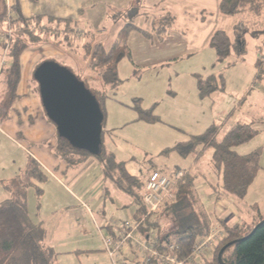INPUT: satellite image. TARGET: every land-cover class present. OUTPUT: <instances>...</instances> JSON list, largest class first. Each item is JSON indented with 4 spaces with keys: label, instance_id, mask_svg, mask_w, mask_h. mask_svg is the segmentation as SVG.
<instances>
[{
    "label": "trees",
    "instance_id": "obj_1",
    "mask_svg": "<svg viewBox=\"0 0 264 264\" xmlns=\"http://www.w3.org/2000/svg\"><path fill=\"white\" fill-rule=\"evenodd\" d=\"M138 3L133 2L121 12L126 19L115 39L109 47H106L101 40L95 41L92 34V38L87 40L88 30L83 32L84 43H78L75 31L81 30L78 27L79 20L53 19L44 16L24 17L19 14L9 16L4 1L0 0V124L8 119L12 104L17 98L21 54L29 46L41 43H50L58 49L64 46L71 47L76 43V46L79 45L83 49L85 56L89 57L88 67L98 73L95 77L97 84H93L92 87H89L88 82L84 81V84L95 95L100 105L104 126L103 104L122 82L117 68L123 58L129 57L127 48L129 32L138 30L147 36L151 35L147 31L148 28H141L134 21L139 14ZM263 10L264 0H220L219 3V11L229 16L244 11L259 15ZM150 19L149 28L162 40L171 28L174 18L166 13ZM8 29L11 30L10 35L7 34ZM209 45L215 53L216 62H222L230 55L235 43L231 42L224 31L216 30L211 35ZM258 52L256 67L260 78L264 77V68H262L263 72L259 70L260 57L263 53L260 50ZM93 78L94 75L89 81L94 80ZM195 78L201 98H206L215 90L224 89L222 74L211 73L203 76L196 73ZM129 107L136 111L137 121L147 123L160 121L153 113V107H142L140 98H134ZM216 131L217 127L214 124L210 125L201 134L190 135L186 141L167 147L160 154L164 156L177 154L186 158L194 153L198 161L205 153H210L208 165L215 175V181L221 178L218 184L213 183L215 198L233 197L242 200L261 168L262 149L259 147L241 155L236 152V148L253 139L259 133V129L256 127V122H237L219 139L215 136ZM57 139L56 151L67 163L75 162L76 156L85 158L92 156L98 160L107 180L126 194L136 206L135 223L142 220L138 228L147 237L151 236L150 231L156 235L157 250L163 252L169 244H174L175 254L186 257L191 253L196 238L208 233L210 228L208 214L199 199L194 183L196 173L191 168H176L167 174L164 168H157L156 164L151 163L147 166L146 172L133 173L127 169L125 161L117 160L115 155L104 147L103 132L101 149L94 156L71 147L67 141L58 136ZM153 171L167 175L181 171L182 176L174 184L173 199L163 202L160 211L147 214L142 195L147 177ZM45 177L40 166L29 159L25 169L12 180L11 187L5 186L10 196L0 201V264H57L54 250L45 242L44 223L33 222L28 212L27 189L34 185V182H42ZM40 192L41 190L37 189V193ZM159 216H166L169 219L170 230L165 234L161 232L162 224L157 219ZM219 226L223 230L224 238L214 245L212 251L204 255L203 260H198L199 264H264L263 218L251 226L245 223L231 226L222 223ZM229 242L233 243L223 250L219 262L217 255ZM150 264L161 263L156 258H152Z\"/></svg>",
    "mask_w": 264,
    "mask_h": 264
},
{
    "label": "rangeland",
    "instance_id": "obj_2",
    "mask_svg": "<svg viewBox=\"0 0 264 264\" xmlns=\"http://www.w3.org/2000/svg\"><path fill=\"white\" fill-rule=\"evenodd\" d=\"M132 1L135 4L139 2V9L141 8L140 2L142 0ZM211 1L189 0L188 4L202 6ZM91 2H94L95 5L88 11L85 9L84 14L81 13L80 21L82 24L80 23V26L84 29L81 28L76 40L79 41L78 43H84L83 32L88 30L87 40L90 39L92 34L95 41L101 40L107 47L115 36V34L112 35L115 30L113 21L109 19L121 16L122 19L119 18L118 21L122 26L126 18L120 12H116L115 9H119L121 2H125V0H91ZM99 9L101 10V15L96 12ZM106 11L107 15L105 17ZM247 13L237 14L238 23L234 27L232 34V38L236 40L234 42V50H232L231 56L222 62L216 63L213 60L212 63H207L203 67L204 64L199 66L198 59H182L162 67H137L140 73L134 76L132 73L133 67H131L129 61L127 59L121 61L118 76L122 82L114 93H110V98L106 99L103 104L105 113L103 144L104 147L110 148L118 160L127 162V169L130 172L144 173L147 170V166L151 163L156 164L157 168H164L167 174L176 168H191L193 170L192 164L196 161L194 153H191L186 158L179 157L177 154L164 156L160 153L167 147H173L179 142L186 141L190 135L201 134L211 123H214L217 127L215 136L219 139L225 130L237 122H256L259 133L247 143L237 147L236 152L243 155L260 147L263 152L264 162V77L255 81L252 77L254 74L253 54L256 45H259L260 51L263 53L260 57L261 63L259 67L261 69L259 70L263 72L262 68H264V10L259 15L248 11ZM99 15L102 18L101 21L95 22ZM137 18L146 20V22L149 21L150 24V19L144 12H139L136 16ZM137 21L138 19L135 20V23L140 26L141 23ZM145 28L148 27L145 25ZM239 43L242 44L239 45ZM210 51L213 52L212 48ZM206 53L203 52L200 55L204 57V60L207 58ZM45 60L54 61L68 68L81 81L88 82L89 87L98 83L95 80L98 73L88 67L90 63L89 57L85 56L83 49L79 45L76 46V43L71 47L64 46V48L60 47L59 49L50 43L29 46L21 56L23 68L28 71L27 79L23 82L26 83L27 88L32 83L35 85L36 95L39 100L38 86L33 77V72ZM219 70H222L221 72L224 74L226 84L224 95L219 94L215 90L212 92L211 97L203 98L204 100L196 99V87L194 88L195 97L191 91L193 89L192 85L196 83L194 74L199 73L206 76L210 72L216 73ZM93 75L94 80L89 81ZM176 77H178V80H175ZM173 89L175 94H172L173 91L171 90ZM134 98L141 99L143 108L153 107V113L159 117L160 121L155 123L137 121L136 111L129 107L133 103ZM50 124L52 125L51 122ZM2 129L5 130V128L3 126L0 128V201L5 191H7L4 186L11 187L12 180L18 175L19 166L17 163L27 159V150L30 151L28 155L31 156L34 154L35 149L38 148L28 143H22L26 150L24 147L22 149L17 147L18 144L15 141L13 143H5V139H3L5 133ZM109 129H113L112 134L105 131ZM104 132L106 133L104 134ZM88 158L95 159L92 156ZM95 163L99 164L97 159L92 160V164H89L91 170L96 166ZM84 174H93L87 183L93 188L97 187L99 182L102 181L100 172L91 173L89 167ZM261 178L264 179V173L260 174L259 180L251 189L246 202L245 200H237L242 208L245 207V203L249 206V204L252 205L253 202H257L256 208L252 207V210L249 207L247 208L249 211H246V216H250V213L255 215L259 211L264 214V181ZM66 182L69 185V182ZM33 186L27 189V201L31 219L35 221V219L47 218V216L50 218L56 213V220L59 217L56 210L66 202L64 200L65 197L61 194L60 197L62 198L59 197V193L56 191L57 187L50 178L46 181L37 182ZM71 186L74 187L75 184ZM37 189L41 190L39 194ZM10 190L12 191V189ZM63 193L65 192L63 191ZM88 206L94 213V206ZM111 209L112 206L107 203L102 210L104 215H101L102 211H100L97 213L99 214L98 217L104 216L106 221H111L112 215L118 213ZM82 211V213L78 212L77 215L72 217V226L61 235L62 246L54 243L53 247L55 250L68 246V243L78 244L81 248L87 245L99 246L98 233L85 210ZM94 215L96 217V213ZM77 222H80V225L76 227ZM130 224L133 225L134 222L132 221ZM69 230L72 231L67 232ZM137 233L139 231L132 233L131 243L133 248V238L144 240ZM103 249L108 256L109 254L104 246ZM83 258L84 254L82 253L81 259Z\"/></svg>",
    "mask_w": 264,
    "mask_h": 264
},
{
    "label": "crops",
    "instance_id": "obj_3",
    "mask_svg": "<svg viewBox=\"0 0 264 264\" xmlns=\"http://www.w3.org/2000/svg\"><path fill=\"white\" fill-rule=\"evenodd\" d=\"M6 6L7 14L9 16H15V14L22 15L24 17L32 16H44L51 17L53 19H74L79 20L81 13H85L88 9L93 7L94 2L91 0H3ZM189 0H142L140 2L141 8L139 12H144L150 19V17H158L163 14H170L173 18V24L168 32L165 34L164 38L160 40L157 35L149 28V24L146 20L138 19L137 22H140L141 25L138 26L144 29L145 25L148 27L147 31L150 33V36L138 31L131 30L127 37V48L129 50V57L127 59L133 67L132 73L134 76H137L140 71L137 67H162L172 63L177 62L178 60L187 59L194 60L198 59L199 66L203 65L205 67L207 63H212L213 60L216 61V56L214 51L211 52V47L209 41L211 35L216 30L224 31L227 36L230 38L231 42L234 43L236 40L232 38L234 32V27L238 23V17L224 15L219 11L220 0H212L210 3H205L202 6L196 4H188ZM133 4L132 0H125L121 2L119 9H115L116 12H122ZM178 6V8H177ZM114 10V9H113ZM101 10H97V13H100ZM248 14L247 11L241 12ZM96 18L95 22L101 21V17ZM107 11L105 12V17ZM104 17V15H103ZM110 18V17H109ZM122 19L121 16L112 17L109 19L113 21V26L116 29H120L121 23L118 19ZM134 18V21L137 20ZM151 21V19H150ZM82 24V22L80 21ZM79 28L84 29L81 26ZM9 30V29H8ZM112 33L117 34L118 30ZM8 34V31H7ZM10 35V34H9ZM115 36L113 40L115 39ZM111 39V42L113 41ZM111 42L107 47L110 46ZM242 43H239V45ZM52 45V44H51ZM213 50V49H212ZM234 50V46L231 49ZM260 50L259 45H256L254 48L253 56V67L254 74L253 79L259 80V72L256 67L258 63V51ZM206 53V60L204 57H201V53ZM230 55L227 57L229 58ZM22 56V54H21ZM20 56V66L21 74L20 79L17 85V98L14 100L12 107L10 109L9 117L4 122L0 124L5 128L2 129L5 133L3 139L5 143L14 141L17 142V147H24L22 143H28L32 146H37L38 148L34 151L33 155H28L30 152L27 150V159L17 163L18 175L23 169H25L29 159L34 160L45 173L46 177L43 181H46L48 178L52 179L55 186L57 187L56 191L62 196L65 197L66 202L62 207L59 206L56 212L59 215L55 220L56 213L53 214L50 218H38L32 220L35 223L43 222L46 229L45 242L49 247H51L56 255L57 264H147L144 261L146 256V251L138 252L135 248V242L140 241L144 243H150L156 241V236L151 232V236L147 237L139 228V233L144 240L134 239V248L131 243V239L126 241L121 247L116 249L114 255H106L103 249V238L108 236L112 241H116L120 234L126 228V224L130 222L135 223V211L136 206L132 204L131 199L118 190L110 181L107 180L105 174L103 173L102 166L97 163L96 166L91 170L90 165L92 160L88 157H79L76 156V161L73 163H67L65 159L59 155L56 151V146L58 143L57 133L55 126L50 124V121L47 120L46 115L41 106L40 100L36 95L35 85L32 83L31 86H26V83L23 82L27 79V70L23 68L21 63ZM122 59V60H123ZM121 60V61H122ZM224 61V60H223ZM121 63V62H120ZM120 63L118 65L117 71L119 73ZM217 63V62H216ZM215 65V63H214ZM135 66V67H134ZM137 69V70H136ZM222 70L215 72H210L206 74L208 76L211 73L222 74ZM196 74V73H195ZM194 74V76H195ZM199 74V73H198ZM196 79V78H195ZM178 80V77L175 78ZM196 82V81H195ZM253 83V81H252ZM196 85V86H195ZM225 80H224V89L217 90L219 94L224 95L225 91ZM251 85V84H250ZM193 89L192 94L195 97L194 88L197 89V82L192 85ZM172 94H175L174 89ZM171 95V94H170ZM196 99H201L196 93ZM218 95V96H222ZM212 93L207 96L211 97ZM206 97V98H207ZM211 123L210 125H213ZM209 125V126H210ZM208 126V127H209ZM207 127V128H208ZM104 131V126H103ZM109 134H112L113 129L105 130ZM226 131V130H225ZM104 132V134L106 133ZM224 134V133H223ZM240 146V145H239ZM238 146V147H239ZM106 148V147H105ZM107 151H110V148H106ZM113 153V152H112ZM249 153V152H247ZM263 153V152H262ZM31 154V153H30ZM246 154V153H244ZM210 153H205L204 156L195 161L192 164L193 170L196 173V178L194 180L195 188L197 190L199 199L203 205V208L208 214L210 226L213 223L226 225H234L237 223H245L249 226L254 225L256 221H259L264 217L262 212H258L255 215L250 213V216H246V211H249L247 208L255 207L257 202H253L252 205L245 203V207L242 208L239 206L237 199L233 197L215 198V192L213 191L214 182L218 184L221 181V178L216 179L215 175L212 173L210 166L208 165V158ZM116 157V156H115ZM117 159V157H116ZM118 160V159H117ZM124 161V160H120ZM126 162V161H125ZM86 164V165H85ZM261 168L257 172L256 177L249 186L246 196L240 200H247L249 193L253 186L258 182L260 174L264 172V162L263 156L261 154L260 159ZM89 167L90 172H100L102 181L99 182L98 186L93 188L91 185H88V180L93 174L85 175L84 172ZM127 167V162H126ZM186 169V168H185ZM262 172V173H261ZM16 173V175H17ZM16 177V176H15ZM14 177V178H15ZM218 178V177H216ZM261 180L264 181L263 178ZM69 182V185L67 182ZM37 182H34V185ZM6 184V183H5ZM75 184V186H71ZM33 186V185H32ZM34 187V186H33ZM5 189V186H4ZM65 193H63V191ZM66 194V195H64ZM10 196L8 191H5L2 200L7 199ZM62 198V197H60ZM1 200V201H2ZM28 200V195H27ZM28 203V201H27ZM108 204L112 206L111 210H115L118 213L113 214L111 221H106L104 216L98 217L100 211ZM92 205L95 208L93 210L88 206ZM70 208V209H68ZM85 210L87 216L91 223L93 224L94 229L98 233L100 239L99 246L93 247L90 245L84 246L89 248H81L80 245L75 243H68L66 247L59 248L58 250L54 249V243H58L62 246L63 240L61 235L69 227L72 226L73 221L72 217L77 215L78 212L82 213ZM29 212V205H28ZM30 213V212H29ZM84 214V213H83ZM101 215H104L103 211ZM30 216V214H29ZM31 218V217H30ZM158 221L162 224L161 232L163 234L167 233L170 230V225L168 218L165 216H159ZM259 219V220H256ZM256 220V221H255ZM80 225V222H77L76 227ZM69 230L67 232H70ZM57 234H59L57 236ZM69 238V237H68ZM67 238V242H68ZM66 242V244H67ZM65 243V242H64ZM97 243V242H96ZM102 244V245H101ZM105 248V247H104ZM84 254V258L81 259V254ZM113 258V260H112ZM201 258V257H200ZM198 260H203L205 257ZM86 263H85V262Z\"/></svg>",
    "mask_w": 264,
    "mask_h": 264
},
{
    "label": "water",
    "instance_id": "obj_4",
    "mask_svg": "<svg viewBox=\"0 0 264 264\" xmlns=\"http://www.w3.org/2000/svg\"><path fill=\"white\" fill-rule=\"evenodd\" d=\"M33 77L43 111L55 126L57 136L77 150L97 155L104 116L95 95L68 68L51 60L40 63ZM233 242L220 249L219 262L223 250Z\"/></svg>",
    "mask_w": 264,
    "mask_h": 264
},
{
    "label": "built area",
    "instance_id": "obj_5",
    "mask_svg": "<svg viewBox=\"0 0 264 264\" xmlns=\"http://www.w3.org/2000/svg\"><path fill=\"white\" fill-rule=\"evenodd\" d=\"M80 31L78 29L75 31L77 36ZM8 34H11L10 29L8 30ZM181 176V171H176L173 175L153 171L148 175L142 195L147 214L160 211V205L163 202L173 199L174 184ZM141 221L133 225L126 224V228L116 241H112L108 236L103 238L104 247L109 255H113L116 249L121 247L126 241L132 239V233L139 230L138 226ZM150 232L153 233V231ZM224 236L223 230L217 223L211 224L206 235L196 238L191 253L186 257L175 254L174 250L176 247L174 244H169L167 249L161 252L156 248V241L150 243L136 241L135 248L138 252L146 251L144 261L147 264H150L152 258H156L161 264H199L198 259L212 251L214 245L224 238Z\"/></svg>",
    "mask_w": 264,
    "mask_h": 264
}]
</instances>
